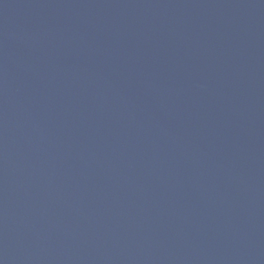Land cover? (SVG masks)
Listing matches in <instances>:
<instances>
[{
	"label": "water",
	"instance_id": "95a60500",
	"mask_svg": "<svg viewBox=\"0 0 264 264\" xmlns=\"http://www.w3.org/2000/svg\"><path fill=\"white\" fill-rule=\"evenodd\" d=\"M0 264H264V0H0Z\"/></svg>",
	"mask_w": 264,
	"mask_h": 264
}]
</instances>
